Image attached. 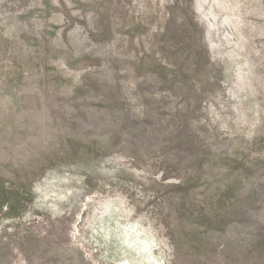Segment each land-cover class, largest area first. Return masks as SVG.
Returning a JSON list of instances; mask_svg holds the SVG:
<instances>
[{
    "label": "rangeland",
    "instance_id": "374dc122",
    "mask_svg": "<svg viewBox=\"0 0 264 264\" xmlns=\"http://www.w3.org/2000/svg\"><path fill=\"white\" fill-rule=\"evenodd\" d=\"M129 262L264 264V0H0V264Z\"/></svg>",
    "mask_w": 264,
    "mask_h": 264
},
{
    "label": "bare ground",
    "instance_id": "6f19581e",
    "mask_svg": "<svg viewBox=\"0 0 264 264\" xmlns=\"http://www.w3.org/2000/svg\"><path fill=\"white\" fill-rule=\"evenodd\" d=\"M36 70V69H35ZM35 73V72H34ZM57 186V185H56ZM35 188V187H34ZM56 189V188H55ZM34 190V189H33ZM42 190H44V189H42ZM52 190V189H51ZM54 190V189H53ZM36 198V197H35ZM35 202V201H34ZM131 243H132V245L133 246H135V249L136 250H139V247H138V243L137 242H134V240L132 239V241H131ZM128 264H133V263H128Z\"/></svg>",
    "mask_w": 264,
    "mask_h": 264
}]
</instances>
